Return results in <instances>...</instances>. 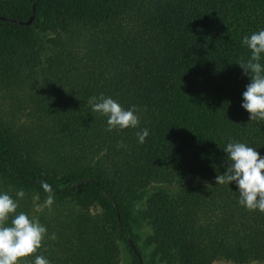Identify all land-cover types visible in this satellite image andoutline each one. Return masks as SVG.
Segmentation results:
<instances>
[{
	"label": "trees",
	"instance_id": "16d2710c",
	"mask_svg": "<svg viewBox=\"0 0 264 264\" xmlns=\"http://www.w3.org/2000/svg\"><path fill=\"white\" fill-rule=\"evenodd\" d=\"M0 15V191L23 189L17 211L55 234L24 264H120L122 241L141 264L127 203L155 184L140 214L156 261L264 264V212L215 180L229 141L264 156L240 66L264 0H0ZM100 94L135 106L138 127L109 132Z\"/></svg>",
	"mask_w": 264,
	"mask_h": 264
},
{
	"label": "clouds",
	"instance_id": "9594fccd",
	"mask_svg": "<svg viewBox=\"0 0 264 264\" xmlns=\"http://www.w3.org/2000/svg\"><path fill=\"white\" fill-rule=\"evenodd\" d=\"M242 45L250 50L251 55L245 65H240L250 77V83L242 93L241 107L250 114L249 120H264V65L260 63L264 56V28L245 35ZM88 103L93 112L107 117L109 132L114 129H135L140 123L135 106L126 109L110 96H92ZM136 136L138 142L143 144L149 130L141 129ZM118 145L123 146V142H118ZM257 149L240 141H229L222 149L226 154V170L218 174L215 180L216 185L234 183L241 206L264 212V156ZM42 187L49 193L43 206L51 207L54 202L51 188L47 183H43ZM24 196L23 189L18 190L15 197L0 191V264H24V258L36 253L46 237L55 239V234L49 236L47 227L37 217L17 211L19 200ZM33 264L51 262L43 255H36Z\"/></svg>",
	"mask_w": 264,
	"mask_h": 264
},
{
	"label": "rangeland",
	"instance_id": "374dc122",
	"mask_svg": "<svg viewBox=\"0 0 264 264\" xmlns=\"http://www.w3.org/2000/svg\"><path fill=\"white\" fill-rule=\"evenodd\" d=\"M160 185H153L150 187L149 191L145 195L144 199L139 203L128 202L127 206L131 213V228L136 235V242L140 247L142 253V264H167L159 260H155L153 257V247L147 244V238L151 233V228L148 223L142 219L141 211L144 210L146 206V201L148 197L155 191L160 188ZM170 188V187H168ZM169 191H173L168 189ZM120 245V264H135L134 257L129 249V246L126 242H119ZM214 264H236L232 261L222 260L215 262Z\"/></svg>",
	"mask_w": 264,
	"mask_h": 264
},
{
	"label": "water",
	"instance_id": "95a60500",
	"mask_svg": "<svg viewBox=\"0 0 264 264\" xmlns=\"http://www.w3.org/2000/svg\"><path fill=\"white\" fill-rule=\"evenodd\" d=\"M33 18H34V17L31 16V17H30L25 23H30V22L33 20ZM0 19H10V17L0 15ZM134 250H135L136 253H138V250L135 248V246H134ZM140 262H141V264L143 263L141 257H140Z\"/></svg>",
	"mask_w": 264,
	"mask_h": 264
}]
</instances>
